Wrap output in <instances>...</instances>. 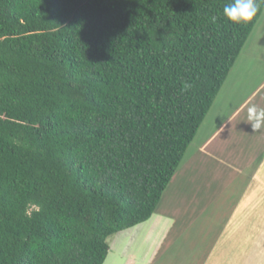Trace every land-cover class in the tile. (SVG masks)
<instances>
[{"label": "trees", "instance_id": "1", "mask_svg": "<svg viewBox=\"0 0 264 264\" xmlns=\"http://www.w3.org/2000/svg\"><path fill=\"white\" fill-rule=\"evenodd\" d=\"M233 0H0V264H105L156 213L264 13Z\"/></svg>", "mask_w": 264, "mask_h": 264}, {"label": "crops", "instance_id": "2", "mask_svg": "<svg viewBox=\"0 0 264 264\" xmlns=\"http://www.w3.org/2000/svg\"><path fill=\"white\" fill-rule=\"evenodd\" d=\"M239 66H242V69H246V73L237 71L236 69H241ZM240 72L243 73V78L245 74H247V79L239 80L237 77L241 75ZM245 85L248 86L247 90H244ZM235 87H239L237 92L234 91ZM225 89L227 91L233 89L235 96L243 94L242 91H245V94H243L245 95L244 98L234 97L235 100L234 103H232L233 119L235 117L240 118L239 116L244 112L246 105L248 108L255 105L260 109H264V13L248 39L219 95ZM219 95L209 114L211 112L213 113ZM209 114L204 122L208 119ZM251 123L252 122L249 121V126L252 128ZM204 124L202 125L204 126ZM201 128L202 127H200V129ZM221 128H223V130H221ZM206 133H208V137H216V139L211 142H204V146L199 153L200 158L201 153H207V155H209L211 146L215 148L225 143L223 137L228 134V132L225 131V127H216L215 124L210 126ZM212 133H214L213 135L215 136H213ZM219 133L222 134L219 135ZM253 133H264V128ZM217 139L220 140V142ZM189 164L190 162H186L180 166L160 204L167 199V195L168 198H170L174 186L182 189L184 182L187 185L193 184L195 187H197L198 184L204 183L205 186L203 184V188H200V185V189L196 188V192L199 191L200 196L198 198L192 197L188 205L187 203L189 202L182 203L184 205L183 208H186L185 210L182 208H175L174 210L168 211L165 210V208L160 209V207H158L159 210L156 211V214H154L148 222L117 234L113 243L110 245V251L114 250L115 244L119 242L122 248L121 255L124 258L129 259L134 257L130 260L134 262L141 260L142 264H254L255 260L258 259L257 256L264 259V256H260V253L255 251L257 246L250 240L251 236L249 235L252 234L255 229L254 227L247 226L249 221L246 220V218H248L247 215L249 211L240 212L235 209V204L231 202L227 209L228 214H226V212L224 213V204L228 200L220 194L222 192L221 188H217L215 196H213L214 201L219 197L216 201L218 204L216 208L218 210L211 211L212 215H210V217L207 216L206 213L209 210L207 209L208 197L203 199H201V197L203 195L202 191H206L207 189L205 188H208V185L214 183L213 179H210L208 181L210 183H207L208 178L199 174L191 178H189V176L185 177L184 174L190 170ZM257 165H259L258 169L262 170V165ZM190 175H193V172ZM251 178L252 181L253 177ZM200 179H205V182ZM182 180L184 182H182ZM221 181H224L221 187H229L231 183L229 179L221 178ZM199 198L203 201L197 200ZM194 199H196V201ZM188 206L192 208L189 210L192 214H188V212L182 213L187 211ZM218 207H220V209ZM230 208L232 211H230ZM239 214L242 215H240V219L237 221V224H235L234 222ZM204 216L207 218L204 219ZM233 217L235 218L231 221ZM225 219L227 220L224 221ZM199 222H201L200 226H198ZM207 224H209L210 227H206ZM246 228L248 231H244ZM241 230L244 232L241 233L242 241L244 240L242 244L239 243L236 237ZM124 241L126 243H124ZM133 246L134 249H132ZM177 246H182V252L178 250ZM136 249L140 251V255H138L139 253ZM152 250H154L153 254L151 252Z\"/></svg>", "mask_w": 264, "mask_h": 264}, {"label": "rangeland", "instance_id": "3", "mask_svg": "<svg viewBox=\"0 0 264 264\" xmlns=\"http://www.w3.org/2000/svg\"><path fill=\"white\" fill-rule=\"evenodd\" d=\"M239 67H241V69H236L237 71H243L246 73V69H242V66ZM240 74L241 75L237 77L239 80L247 79V74H245L244 78L243 73L240 72ZM238 88L239 87H235L234 91L237 92ZM247 89L248 86L245 85L244 90ZM234 91L233 89L230 91L225 89L223 92H221L218 100L216 101L217 105L214 107L213 113L211 112L209 114L208 119L206 122H204L205 124L203 123L204 126H201L202 128L199 130L195 140L187 150L181 166L183 163L190 162V170L184 174L185 177L189 176V178H191L192 176H197L196 174H199L208 178L207 183H210L208 181L213 179L214 183H211V185H208V188H205L207 189V192L202 191L203 195L201 197V199L208 197L207 209L209 210L206 213L207 216L210 217V215H212L211 211L218 210L216 208L218 205L216 201L219 197L217 196L218 198L216 201L213 200V196H215L217 188L222 189L220 194L226 197L228 200L224 204V213L226 212V214H228L227 209L231 202L235 204V209L238 211H249L247 215L248 218H246V220L249 221L247 226L254 227L255 229L252 234L249 235L251 236L250 240L257 246L255 251L259 252L260 256H264V133H253V129L249 126L247 105L244 108V112L241 113V116H239L240 118L235 117L233 119L232 103H234V97L244 98L245 96L243 95L245 94V91H242L243 94H238L236 96L234 95ZM228 119H230L231 122H229ZM214 124L216 127H225V131L228 132V134L223 137V141L225 143H223L221 146H216L215 148L211 146L209 155H207V153H201L200 158L199 153L204 146V142H211L212 140L216 139V137H208V133H206L207 129ZM213 134L214 133H212V135ZM220 134L222 133H219V135ZM218 141L220 142V140ZM257 164L262 165V170L258 169L259 165ZM192 172L193 175H190ZM251 177H253L252 181ZM221 178L229 179L231 181L229 187H221V184L224 182L221 181ZM200 180L205 182V179ZM182 182L184 181L182 180ZM203 184L204 183L198 184L197 187H195L193 184L187 185L184 182L182 189L174 186V190L170 198H168L167 195V199L158 207H160V209L165 208V210L168 211L174 210L175 208H182L185 210L186 208H183L184 205L182 203L189 202L187 203L188 205L190 204V199L192 197L198 198L200 196V192H196V188H199V185L200 188H203ZM194 200L196 201V199ZM197 200H200V198ZM218 208L220 209V207ZM191 209L192 208L188 206L187 211L182 213L188 212V214H192V212L189 211ZM157 210H159V208H157ZM230 211H232L231 208ZM240 215L242 214L237 215V218L234 222L235 224H237V221L240 219ZM206 218L207 217L204 216V219ZM234 218L235 217H233L231 221H233ZM226 220L227 219L224 221ZM200 223L201 222L198 223V226H200ZM208 226L209 224L206 225V227ZM244 231H248L247 228L244 229ZM242 232L243 231L241 230V232L236 235L240 244H242L244 241H242ZM114 239L115 236L109 239V245L113 243ZM124 243L126 242L124 241ZM115 245V249L110 251L109 257L105 264H142L141 260H137L138 262L130 260L134 257L129 259L124 258L121 255L122 248L120 247L119 242H117ZM177 248L179 251H181L182 246H177ZM132 249H134V246ZM136 251L139 253L138 255H140V251H138V249H136ZM151 252L153 254L154 250ZM257 258L258 259L255 260L254 264H264V259L259 258V256H257Z\"/></svg>", "mask_w": 264, "mask_h": 264}, {"label": "clouds", "instance_id": "4", "mask_svg": "<svg viewBox=\"0 0 264 264\" xmlns=\"http://www.w3.org/2000/svg\"><path fill=\"white\" fill-rule=\"evenodd\" d=\"M259 10V0H233L232 3L225 5L223 11L229 21L239 25L253 20ZM248 119L252 122L254 132L264 128V109H260L255 105L249 107ZM228 121L231 122L230 119Z\"/></svg>", "mask_w": 264, "mask_h": 264}]
</instances>
